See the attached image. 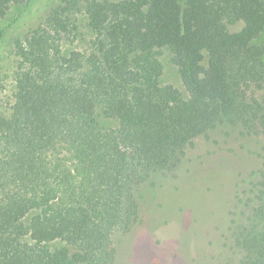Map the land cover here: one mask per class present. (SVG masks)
<instances>
[{
	"label": "trees",
	"instance_id": "1",
	"mask_svg": "<svg viewBox=\"0 0 264 264\" xmlns=\"http://www.w3.org/2000/svg\"><path fill=\"white\" fill-rule=\"evenodd\" d=\"M23 1L0 0V15ZM76 13L92 36L64 53ZM164 46L186 98L159 84ZM14 50L0 111V264H111L114 232L156 198L157 181L178 177L196 137L239 124L264 141V0H64ZM261 158L239 198V264H264V145Z\"/></svg>",
	"mask_w": 264,
	"mask_h": 264
},
{
	"label": "rangeland",
	"instance_id": "2",
	"mask_svg": "<svg viewBox=\"0 0 264 264\" xmlns=\"http://www.w3.org/2000/svg\"><path fill=\"white\" fill-rule=\"evenodd\" d=\"M61 5L64 0H24L11 3L0 15L1 112L7 113L12 102L15 41L45 25ZM71 17L58 39L64 53L87 50L92 36L85 14ZM240 26L236 22L229 27L233 31ZM171 56L170 47L157 49L159 84L172 85L186 98ZM104 122L107 128L116 126L115 119L105 117ZM263 145L260 136L246 133L239 124L219 125L209 139L196 137L186 148L178 177L176 173L157 181L156 198L142 202L128 230L114 232L111 264H239L235 227L240 219L237 214L244 210L239 198L252 177L249 174L261 168ZM229 147L235 151L227 160Z\"/></svg>",
	"mask_w": 264,
	"mask_h": 264
}]
</instances>
